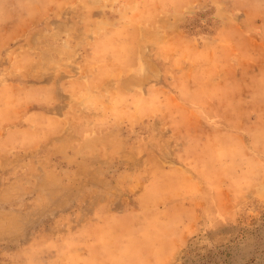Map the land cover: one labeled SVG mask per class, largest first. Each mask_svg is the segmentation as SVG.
<instances>
[{"label": "rangeland", "instance_id": "374dc122", "mask_svg": "<svg viewBox=\"0 0 264 264\" xmlns=\"http://www.w3.org/2000/svg\"><path fill=\"white\" fill-rule=\"evenodd\" d=\"M0 264H264V0H0Z\"/></svg>", "mask_w": 264, "mask_h": 264}]
</instances>
